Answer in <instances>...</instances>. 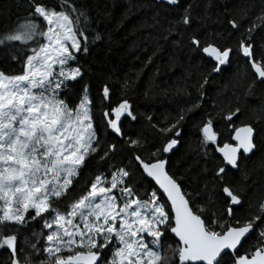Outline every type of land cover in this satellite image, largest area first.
<instances>
[{
    "label": "snow or ice",
    "instance_id": "obj_1",
    "mask_svg": "<svg viewBox=\"0 0 264 264\" xmlns=\"http://www.w3.org/2000/svg\"><path fill=\"white\" fill-rule=\"evenodd\" d=\"M158 6L163 38L202 53L211 70L189 106L159 122L144 115L152 131L135 138L122 123L140 118L130 101L113 106L108 84L98 97L81 84L90 19L81 0H16V21L0 19V64L20 65L0 68V264H264V188L245 207L247 192L229 177L264 148V102L236 123L245 115L237 89H264V0H236L215 16L201 0ZM233 63L220 94L231 87L236 106L214 101L202 114L188 144L198 171L177 175L170 156L183 125L212 74ZM221 134L234 143L221 146Z\"/></svg>",
    "mask_w": 264,
    "mask_h": 264
},
{
    "label": "trees",
    "instance_id": "obj_2",
    "mask_svg": "<svg viewBox=\"0 0 264 264\" xmlns=\"http://www.w3.org/2000/svg\"><path fill=\"white\" fill-rule=\"evenodd\" d=\"M235 2L236 0H201V4H210L213 16L222 12L225 4L231 6ZM15 3L16 0H0V19H7L11 13L12 21H16ZM81 3L90 18L87 28L89 52L87 55L82 54L79 61L85 70L81 84L90 82L93 97H98V89L108 84L111 88L113 106L121 99L130 101L140 118L135 123L122 118L125 132L130 133L133 138L138 132L148 134L152 130L146 127L144 115H151L153 122L163 121L166 117L174 116L179 107L189 106L190 102L198 97L199 93L192 85L198 82L201 73L210 72V66L205 62L206 58L205 61L201 60L202 53L189 51L186 47L178 49L172 43L175 37L168 40L163 38L166 34L155 25L154 18L159 14L162 19L167 12L165 7L158 6L159 3L154 0H81ZM184 3L185 0H181V4ZM255 3L258 5L259 0H255ZM197 11L202 12L203 7ZM4 30L0 27V32ZM96 35L100 36L99 40H94ZM0 68L9 73H16L20 65L12 67L4 63L0 64ZM235 71V63L225 66L220 73H213L205 85L203 107L190 114L183 125L181 142L170 156V170L177 175H183L189 166L193 168V175L198 171L188 152V144L196 139L195 125L202 114L213 110L214 101L225 109L228 108L230 101L232 107L236 106V98L231 95V87L228 89V96L220 94L224 82ZM125 80L129 82V86L122 90L121 85ZM177 87L183 88L184 91L177 92ZM79 89L80 84L75 85V88L69 91L68 98L73 99ZM237 90L240 95V106L244 109L245 115L236 123L249 122L254 116L253 110L262 107L264 89L257 87L255 95L250 97L243 95V88ZM95 103L98 106L99 100L96 99ZM245 116L248 119H245ZM225 142L233 143L229 136L221 134L220 145ZM212 147L214 151L215 146ZM200 167H204L203 162ZM229 177L238 182L237 190L243 187L247 192L245 201L247 207L253 196L264 188V148H259L249 158L242 159L241 170L239 172L232 170ZM4 255L0 250V259H3Z\"/></svg>",
    "mask_w": 264,
    "mask_h": 264
},
{
    "label": "water",
    "instance_id": "obj_3",
    "mask_svg": "<svg viewBox=\"0 0 264 264\" xmlns=\"http://www.w3.org/2000/svg\"><path fill=\"white\" fill-rule=\"evenodd\" d=\"M154 1L159 3V0H154ZM233 143H234V142H233ZM222 145H223V144H222ZM222 145H221V146H222ZM221 158H222V157H221Z\"/></svg>",
    "mask_w": 264,
    "mask_h": 264
}]
</instances>
